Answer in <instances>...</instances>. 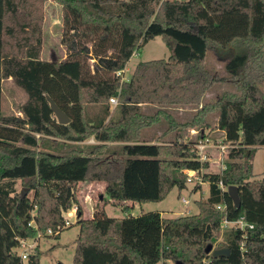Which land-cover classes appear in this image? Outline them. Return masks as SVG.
<instances>
[{"label":"trees","instance_id":"trees-1","mask_svg":"<svg viewBox=\"0 0 264 264\" xmlns=\"http://www.w3.org/2000/svg\"><path fill=\"white\" fill-rule=\"evenodd\" d=\"M45 1L0 0V264H40L38 245L21 260L20 240L52 236L47 230L56 232L74 204L79 232L72 264H264V180L252 178L256 147L264 146V0H54L66 52L61 61L41 54ZM157 36L170 56L139 61L123 79L131 56ZM212 48L228 52L226 75L205 67ZM8 79L26 96L17 113L2 111ZM224 82L237 92L204 103L206 92ZM47 97L69 123L56 121ZM111 97L117 98L113 109ZM147 105L158 108L147 113ZM178 107L195 113L176 120L168 109ZM215 111V128L230 148L224 167L210 172L193 144L209 136L207 115ZM162 120L173 139L144 142L143 130ZM195 128L194 142L189 131ZM89 137L96 144L75 145ZM201 168L209 190L198 212L161 218L160 240L147 252L136 245L137 218L125 241L124 219L109 217L99 204L83 218L75 196L77 184L101 181L111 204L129 213L134 203L184 190L185 171ZM220 184L237 186L239 208ZM225 217L252 228L226 229L218 241ZM207 245L227 248L228 255L212 257Z\"/></svg>","mask_w":264,"mask_h":264},{"label":"rangeland","instance_id":"rangeland-1","mask_svg":"<svg viewBox=\"0 0 264 264\" xmlns=\"http://www.w3.org/2000/svg\"><path fill=\"white\" fill-rule=\"evenodd\" d=\"M43 40H42V55L45 60L52 61L51 56L54 55L56 61H61L66 57V52L64 53V48L60 46L59 40L61 37V13L60 5L54 0H46L44 4V23H43ZM170 56V51L165 46L163 41L159 36L149 40L143 46H141L137 51H135L134 56L129 60L126 65L124 78H129L135 65L139 61H148L153 59H167ZM228 52H216L213 48L209 49L206 53L205 67L213 73L219 75H226L224 71V63L228 58ZM237 92L235 87L228 83H218L215 84L208 92H206L203 97V102L213 103L216 101L219 95L223 92ZM26 99L25 93L16 87L10 79L2 81V94H1V105L2 111L4 113H17V108L19 104ZM110 107H113L110 104ZM168 111L173 115L176 120L185 121L190 119L194 113L195 109L178 107ZM153 112V110H152ZM217 118V111L211 112L207 115V120L209 122L210 128L205 129L211 138H213L214 143L222 138V132L215 128ZM168 124L165 120L159 121L157 124L148 128L146 134L142 132V139H148L146 135H156L159 133L158 142H169L173 139L172 133H165ZM144 131V130H143ZM198 129H191L189 131V139L194 141L197 139ZM149 136V135H148ZM96 142L92 137L87 138L81 144H75L77 146H87L93 145ZM111 144V143H109ZM119 145V144H111ZM208 162V171L217 172L221 170L226 160V155L219 148H212L206 151ZM104 153L98 154L97 157H104ZM119 159V153L114 155L113 159ZM252 172L253 179L264 180V146L256 147V151L252 161ZM191 175V174H190ZM194 178V177H193ZM194 180H196L194 178ZM16 188L19 190L21 188L20 183L17 182ZM75 196L79 200L82 210L83 218L92 217L93 210L96 204L103 205L104 211L109 217H120L122 212L117 206L111 204V199L105 191V183L101 181H85L77 184L75 187ZM208 183L195 184V182H187L186 188L179 191L176 187L172 188L165 197L159 202H145V203H134L136 206L134 214H139L143 210H156L155 214L150 215L153 218V222L159 224L161 218H176L188 215H194L198 212L197 202L203 201L208 196ZM181 198H187L189 204L184 209L181 203ZM74 204L71 208H74ZM142 209V210H141ZM35 210H33L34 214ZM161 215L164 216H160ZM149 217L143 214L141 217H137L136 226L138 229H142L141 234L146 230H150V233L156 235L155 239H160V226L159 228H153L154 226H143L144 220ZM72 224L60 231L58 235H52L48 237H40L36 243H32L41 252L40 264H72L73 255L75 251V239L79 232V226L76 224V218H71ZM226 228H221L218 235V241L221 239L223 231ZM129 232V234L127 233ZM133 234L132 224L129 228L123 227L122 238L125 240L128 237L131 238ZM214 246V245H213ZM214 248H216L214 246ZM33 250V249H31ZM30 250V251H31ZM15 252L20 253L19 249ZM161 264H171V262H161Z\"/></svg>","mask_w":264,"mask_h":264},{"label":"built area","instance_id":"built-area-1","mask_svg":"<svg viewBox=\"0 0 264 264\" xmlns=\"http://www.w3.org/2000/svg\"><path fill=\"white\" fill-rule=\"evenodd\" d=\"M120 74V73H118ZM109 102L112 106H115L117 103V98L116 97H111L109 99ZM193 148L196 151V156L200 162L205 161L207 159L206 151L212 148H219L221 151L227 155V150L230 148V144L224 143L222 138L217 141V143H214L213 138L210 136H205L199 138L194 144ZM224 167V165H223ZM222 167V168H223ZM186 174L188 175L187 182H195V184H203L205 180L203 179V170L202 168L199 169L198 171H185ZM191 174V175H190ZM196 180H194V178ZM206 183V182H205ZM221 189H226L222 184L219 185ZM181 203L183 204V208L185 209L187 205L189 204V200L187 198H181L180 199ZM217 209L220 211H225V205L219 204L216 206ZM63 218H64V223L61 227H58L56 232H52L51 229L47 230V235H54L60 232L62 229L70 226L72 224V221L70 220L71 218H77L76 214V206L74 208H70L69 210L63 212ZM245 227L252 228L251 224H247L242 218L238 220H228L226 217L222 220L221 222V228H239L241 230H244ZM40 234L37 233L34 238H29V239H22L20 240V245L18 249L21 251L19 256L21 257L22 261H25L27 259L28 254L30 253V250L35 247L36 241L40 238ZM34 243V244H32Z\"/></svg>","mask_w":264,"mask_h":264},{"label":"crops","instance_id":"crops-1","mask_svg":"<svg viewBox=\"0 0 264 264\" xmlns=\"http://www.w3.org/2000/svg\"><path fill=\"white\" fill-rule=\"evenodd\" d=\"M64 53H65V49H64ZM135 54V53H134ZM134 54L131 56V58L134 56ZM130 58V59H131ZM129 59V60H130ZM129 62V61H128ZM125 69H126V67L124 68V70H123V72H122V76H123V79H126V78H124V75H125ZM114 107V106H113ZM113 107H111V109H113ZM143 108H144V111L145 112H147V113H151V114H153L155 111H156V109L158 108V106H155V105H147V106H143ZM90 110V112H92L91 110H93V109H89ZM152 110H153V112H152ZM147 130H148V128H146V129H144V131H143V133L144 134H146V132H147ZM206 133V132H205ZM149 135V136H148ZM148 135H146V137H148V139H144L143 138V141L144 142H151V143H158V139H159V133H157L156 135H150V134H148ZM136 206L134 205V207H133V209L135 208ZM142 210V209H141ZM156 210H149V211H142L141 213H139V214H134V210H132L131 212H129V213H123L122 212V215L120 216V217H117V218H121V219H124V221H125V228L127 229V228H129L130 227V225H131V219H133V218H137V217H141L143 214H146V215H148V216H150V215H152V214H155L156 212H155ZM160 216H164V215H161V212H160ZM147 227V226H154L153 228H159V224L158 223H156V222H153V220L152 221H150L148 224H146V223H143V226L142 227ZM141 231H142V229H138V233H140V236H139V240H138V242H137V246L138 247H140V248H142L145 252H147V251H149V250H151V249H153V247H154V243L155 242H158L160 239H157V241H156V239H155V237H156V235H152L151 233H150V230L148 229V230H146L145 232H143L142 234H141ZM128 234H129V232H127ZM160 233H161V231H160ZM131 238H127V239H125V241L126 240H130Z\"/></svg>","mask_w":264,"mask_h":264},{"label":"water","instance_id":"water-1","mask_svg":"<svg viewBox=\"0 0 264 264\" xmlns=\"http://www.w3.org/2000/svg\"><path fill=\"white\" fill-rule=\"evenodd\" d=\"M52 61H56L54 55L51 56ZM48 104L50 106V109L56 119V121L59 124H67L69 123L70 119L69 117L55 104V102L50 98L47 97ZM227 193L232 200V203L235 208H239L240 206V200H239V194H238V188L235 185H230L227 187ZM79 217V215H77ZM206 253L209 254L212 257H218V256H227L228 255V249L227 248H214L212 245H207L206 247Z\"/></svg>","mask_w":264,"mask_h":264}]
</instances>
